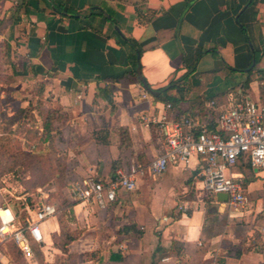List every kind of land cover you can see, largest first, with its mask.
Returning <instances> with one entry per match:
<instances>
[{"label":"crops","instance_id":"obj_1","mask_svg":"<svg viewBox=\"0 0 264 264\" xmlns=\"http://www.w3.org/2000/svg\"><path fill=\"white\" fill-rule=\"evenodd\" d=\"M21 1L0 0V45L7 43V67L18 87L39 85L47 116L58 111L55 126L70 148L68 161H77L55 178L111 180L113 162L155 155L158 124L143 117L180 120L189 111L209 122L210 110L227 106L231 96L264 104V0H30L14 21L11 10ZM174 81L186 86L184 100L167 108L156 96L179 97L178 88L169 87ZM26 101H18L20 109ZM100 130L106 143L96 136ZM198 171L178 164L146 175L108 209L70 194L82 232L63 250L54 245L62 231L59 205L42 224L44 242H33L45 256L52 248L64 264L76 255L83 259L75 264H264V252L254 249H264V206L236 210L217 196L206 201ZM233 171L242 177L247 201L262 203L264 170L241 159ZM137 189L139 197L123 198ZM33 206L26 198L20 207L8 206L16 225L27 223ZM6 251L0 244V264H17ZM24 259L39 264L34 250Z\"/></svg>","mask_w":264,"mask_h":264},{"label":"built area","instance_id":"obj_2","mask_svg":"<svg viewBox=\"0 0 264 264\" xmlns=\"http://www.w3.org/2000/svg\"><path fill=\"white\" fill-rule=\"evenodd\" d=\"M215 104L211 101L213 108ZM143 119L158 124L160 150L145 165L133 163L119 169L114 179L89 174L73 182L70 191L75 199L105 209L123 190H134L144 176L156 177L170 165L182 164L199 170L201 189L206 195L226 193L230 206L236 210L245 208L243 180L233 169L244 159L252 168L264 170V104L243 95L231 96L229 104L217 110V117L209 122L197 116L174 120L165 114ZM41 193L40 200L28 210L24 225H16L17 217L9 212L7 203L0 206V244L12 241L26 259L33 256L32 241L44 242L42 224L60 211L55 200ZM1 212H8L9 217L4 218ZM260 233L264 239V227Z\"/></svg>","mask_w":264,"mask_h":264},{"label":"rangeland","instance_id":"obj_3","mask_svg":"<svg viewBox=\"0 0 264 264\" xmlns=\"http://www.w3.org/2000/svg\"><path fill=\"white\" fill-rule=\"evenodd\" d=\"M0 47V206L7 203L11 208L20 207L22 198L34 205L40 200L41 192H45L49 200H55L60 205L62 211L59 215L62 231L55 236L56 243L62 247L67 234L78 236L82 232L70 208L68 197L71 194L69 183L78 178H55V172H63L64 166L75 167L77 160L73 157L68 161L67 151L70 148L65 146L66 142L58 128H54L53 142L45 144L43 130L39 127L41 124L43 126L48 117L42 91L39 85L32 90L28 85L24 89L18 87L7 67L6 41ZM2 93H5L4 97L1 96ZM13 93L17 95V99L12 97ZM20 100L30 101L27 111H19ZM27 101L24 104H28ZM32 109H36L37 114L33 113ZM72 151L75 152L74 148ZM56 180L57 186L52 187L51 183ZM140 193L141 189H137L123 198L130 201L133 196L139 197ZM246 206H264V197L262 203L247 201ZM1 214L3 215V212ZM34 249L39 264L66 263L55 255L56 251L52 248L45 249L46 256L39 247ZM6 250L13 263L29 264L22 259L12 241L6 243ZM71 259L70 264H75L82 260L83 256L76 255Z\"/></svg>","mask_w":264,"mask_h":264},{"label":"trees","instance_id":"obj_4","mask_svg":"<svg viewBox=\"0 0 264 264\" xmlns=\"http://www.w3.org/2000/svg\"><path fill=\"white\" fill-rule=\"evenodd\" d=\"M29 3H30V0H22L20 3H18L16 6H14L13 8H12V10H11V14H10V19H12V20H14V21H19L20 20V18H21V14H23V13H27V11H28V6H29ZM109 18L111 19V20H114V18H113V14H112V12H110L109 13ZM2 24V21H0V25ZM132 43H133V45L134 46H137L136 44H135V42H133L132 41ZM139 50H141L140 48H139ZM133 75L136 77V78H138L137 77V74H136V72L135 71H133ZM171 86H174V87H177L178 88V90H179V93H180V96L179 97H168L167 95H158V96H156V99L157 100H163V101H167V102H171L172 104L171 105H175V106H181V104L183 103V100H184V92H185V90H186V86L183 84V83H181L180 84V82L179 81H174V82H172L170 85H169V87H171ZM167 90V89H166ZM166 90H164V92L163 93H165L166 92ZM162 93V94H163ZM20 112H25V111H27V108H22V109H20L19 110ZM57 110L56 111H51L49 114H48V117L46 118V120H45V122H44V124H43V133H42V135H43V140L44 141H49V142H53V135H54V128L56 127L57 128V126H55V122H57L59 119H60V117L57 115ZM184 115H186V116H194V115H197V114H194V113H192V112H189V111H187V112H184ZM209 116H211L213 119H215L216 117H217V110H214V109H212V110H210V115ZM214 128V127H213ZM212 128V129H213ZM96 136H98L97 138L98 139H103L104 140V143H106V140H105V135H104V131H102V130H100V131H97L96 132ZM160 138H161V136H160V134H159V131L158 130H155V133H154V136H153V140H154V146H155V151H158V150H160V148H161V145H160ZM143 153H141L140 154V156H142L141 157V161H140V163L139 164H142V165H145V164H147L153 157H154V155L153 156H146V153H145V157H143L144 155H142ZM133 163H127V164H125V165H123L122 163H118V162H113L112 163V168H113V174H115V172H117V169L119 168V167H121V168H129L131 165H132ZM114 177H116V174L114 175ZM54 187H56L57 186V180L56 181H54ZM70 195V194H69ZM72 197L70 196L69 197V199H70V204H71V206L74 204V202H76L77 200H75V199H71ZM121 199H122V197H120V196H118L117 197V199L114 201V202H112L108 207H107V209L109 208V207H111V206H113L115 203H117V202H120L121 201ZM215 197L214 196H210V195H206V197H205V200L206 201H209V202H211V201H215ZM27 213V209H24V210H22L21 212H20V216L24 219V215ZM26 223V222H25ZM122 231H127V226H125L123 229H122ZM255 236H256V238H258V239H260V233H259V230L256 228L255 229ZM77 236H69L68 234L66 235V240H65V242H63V246L62 247H60L57 243H56V241H55V236H54V245H56L59 249H65L64 248V245H66L68 242H70V241H72V240H74L75 238H76ZM32 249L33 250H35L34 248L36 247V244L32 241ZM254 247V246H253ZM254 249H257L258 251H260V252H264V249L262 248V247H259V248H257V246L254 248ZM17 250H18V252H19V254L21 255V257H22V259H24V257H23V254L20 252V250H19V248H17ZM35 252V251H34ZM25 260V259H24ZM17 264H22L21 262H17Z\"/></svg>","mask_w":264,"mask_h":264},{"label":"water","instance_id":"obj_5","mask_svg":"<svg viewBox=\"0 0 264 264\" xmlns=\"http://www.w3.org/2000/svg\"><path fill=\"white\" fill-rule=\"evenodd\" d=\"M138 74L139 76L142 78V75L140 73V70H138ZM143 80V79H142ZM146 84V83H145ZM147 88L152 92V93H156L155 91H153L147 84H146ZM217 198L219 201L221 202H227L228 201V195L226 193H218L217 194Z\"/></svg>","mask_w":264,"mask_h":264}]
</instances>
